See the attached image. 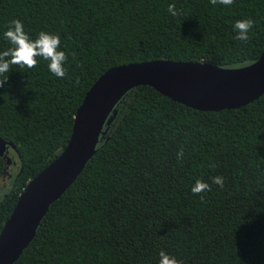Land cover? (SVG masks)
I'll list each match as a JSON object with an SVG mask.
<instances>
[{
  "label": "trees",
  "instance_id": "obj_1",
  "mask_svg": "<svg viewBox=\"0 0 264 264\" xmlns=\"http://www.w3.org/2000/svg\"><path fill=\"white\" fill-rule=\"evenodd\" d=\"M13 19L33 40L59 35L67 61L62 79L43 58L32 69L13 65L0 87V138L18 161L0 198V230L25 183L67 143L76 108L105 70L157 59L233 68L264 45V0H0V52L11 47ZM248 19L249 39H235L234 24ZM115 109L11 264H158L161 250L180 264H264V92L200 111L138 85ZM4 170L0 156V179ZM196 180L211 190L193 194Z\"/></svg>",
  "mask_w": 264,
  "mask_h": 264
},
{
  "label": "water",
  "instance_id": "obj_2",
  "mask_svg": "<svg viewBox=\"0 0 264 264\" xmlns=\"http://www.w3.org/2000/svg\"><path fill=\"white\" fill-rule=\"evenodd\" d=\"M138 85L200 111L237 108L264 92V45L260 55L239 67L166 59L132 62L105 70L85 92L71 132L59 154L30 178L0 230V264H11L33 237L51 202L73 182L93 155L127 90ZM14 146L0 138V156Z\"/></svg>",
  "mask_w": 264,
  "mask_h": 264
},
{
  "label": "clouds",
  "instance_id": "obj_3",
  "mask_svg": "<svg viewBox=\"0 0 264 264\" xmlns=\"http://www.w3.org/2000/svg\"><path fill=\"white\" fill-rule=\"evenodd\" d=\"M213 5L217 3L229 6L233 4L234 0H210ZM168 12L176 16L175 4L168 5ZM253 27V21L238 20L234 24V31L236 32L235 39L240 41H247L249 39V32ZM5 39L9 42L11 47L0 52V87H4L7 81V73L12 69V66H18L20 69L35 68L38 64L37 58H43L48 61L49 71L58 78L66 76L64 63L67 61V55L60 49V37L57 34H51L41 31L33 40L25 31L24 25L19 19H13L9 27L4 32ZM184 155L183 150L177 152V158L182 159ZM224 178L222 176H215L212 178V183L223 187ZM211 190V186L202 180H196L191 188L193 194H201ZM203 200L204 197L200 196ZM158 264H180V262L173 256H170L161 250L159 252Z\"/></svg>",
  "mask_w": 264,
  "mask_h": 264
},
{
  "label": "rangeland",
  "instance_id": "obj_4",
  "mask_svg": "<svg viewBox=\"0 0 264 264\" xmlns=\"http://www.w3.org/2000/svg\"><path fill=\"white\" fill-rule=\"evenodd\" d=\"M6 156L12 160L11 162L7 165H5V172L3 173L1 179H0V198L2 195L11 187L12 184V176L11 173L15 172L18 167V161L17 157L12 149H7V154ZM11 176V177H10Z\"/></svg>",
  "mask_w": 264,
  "mask_h": 264
},
{
  "label": "flooded vegetation",
  "instance_id": "obj_5",
  "mask_svg": "<svg viewBox=\"0 0 264 264\" xmlns=\"http://www.w3.org/2000/svg\"><path fill=\"white\" fill-rule=\"evenodd\" d=\"M7 154V153H6ZM4 158V161H5V165L9 164L11 162L12 164V160L10 158H8L6 155L3 157ZM6 169V168H5ZM5 172V171H4ZM3 172V173H4Z\"/></svg>",
  "mask_w": 264,
  "mask_h": 264
}]
</instances>
